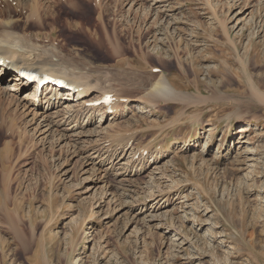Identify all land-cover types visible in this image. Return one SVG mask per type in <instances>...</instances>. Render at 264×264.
<instances>
[{"label": "rangeland", "instance_id": "374dc122", "mask_svg": "<svg viewBox=\"0 0 264 264\" xmlns=\"http://www.w3.org/2000/svg\"><path fill=\"white\" fill-rule=\"evenodd\" d=\"M121 1L0 0L48 62L129 101L90 124L57 122L76 93L1 103L0 264H264V0ZM160 76L185 100L151 106Z\"/></svg>", "mask_w": 264, "mask_h": 264}, {"label": "bare ground", "instance_id": "6f19581e", "mask_svg": "<svg viewBox=\"0 0 264 264\" xmlns=\"http://www.w3.org/2000/svg\"><path fill=\"white\" fill-rule=\"evenodd\" d=\"M121 2H124V1H121ZM97 4H98V2H97ZM37 8H38V6H37ZM144 15H146V14H144ZM14 26H16V25L14 23L12 25V21L11 20H1L0 21V105H1V103H2V105L3 104L5 105V103H6L9 106L11 104H15L16 105V103H19L18 101H20V100L18 99V96L20 95L21 92H23V91L26 90L25 87H21V88L17 87L18 85H22L21 84V80L19 79L20 78L19 77L20 69H32V70H35V71H37L39 73H45L47 75H50V76H52L54 78L63 79L64 81L67 82V85L69 87V89H65V91L63 92V94L65 96H63V94L61 92L62 91L61 88H56V87H53V86H49L45 97H43L42 103H40V99L41 98H38V96H35V94H36V88H35L34 89V93L35 94L34 93H30L31 96H29L27 98H24L25 100L30 101L31 102V105L33 107H38L39 104L42 105L43 103H44V105H47V107H51V106H54V105L58 104V102L60 100H62V98H71L72 97L71 100H73L74 93L72 91H76L75 104L74 105H71V106L68 104V106H64L63 107L64 108L63 110H61V109L59 110L60 111V114H61V115L59 114V116H61V119H60V121H57L58 124L61 121H63V122L70 121V123H73V122L74 123H77L78 120H80L81 118H86L87 119L86 120V123L87 124H90L92 122V120H93V117L96 116V115H94L96 112H99L101 114V116H104L105 117V114H107V111L108 110L111 111V115H110L111 116V119L110 120H114L115 118H118L121 115L117 111L118 110L117 106L120 104L119 102H121L122 104L124 103L125 104V108H127L126 107L127 106L126 105V102L128 101V99L126 97H124L122 95L120 96L121 93H119V95H118V92H116V91H114L112 89H109V88L107 89L106 88L107 89L106 90L105 89V86L99 88L98 86H101V84H100V82L98 80H96V78H94L96 80V82L95 83L94 82L91 83L88 80H85V78L83 76L77 77L76 74H75L76 75L75 76L74 73L71 72V70L73 68L70 70V72H68V71H66L63 68H57V66L60 67L59 64L57 65L56 63L54 64L53 62L52 63L48 62L49 61L48 60V55H50L49 52H48V50L44 49L43 50V55H40V53L42 52V50H39V49L33 47L32 45H30V42L28 44L27 43L28 40L26 41V39L24 37H21V35L15 33L16 32V31L14 32L15 29L13 30V27ZM149 30L151 31L150 27L143 29L142 32H140L138 34V37L139 38H142V37H148L149 38V37H151V33L149 32ZM29 41H31V40H29ZM109 43H110V41H109ZM100 45L101 44H99V46ZM100 49H101V47H100ZM129 51L133 52L131 49ZM124 52H126V47L124 48ZM36 55L44 56V59L42 57V62L39 63V64H36V62L33 63L34 61L32 59H34L33 57H36ZM53 55H55V54H53ZM57 55H59V54H57ZM38 60H40V58ZM30 61H32V62H30ZM60 61H63V60L60 59ZM63 64L61 66H63ZM73 67H75V66L73 65ZM78 69L81 70L80 68H78ZM9 72L14 73L11 76V80L13 79L12 81H14L16 83L14 85V87H12L11 89L10 88H6L4 86V82L6 80H5V78L3 76L6 75ZM89 72H91V71H89ZM58 74H60L61 76H57ZM160 74H161V72L159 71V75ZM81 75H83V73H81ZM98 79H100V78H98ZM90 81H93V79L90 80ZM101 81H102V79H101ZM94 88L97 89V91H99V93H98L99 95H97L93 99L91 98L92 100H90V99L89 100H85L86 98H88L90 96V94L88 92H91L92 90H94ZM138 89L139 88H136L135 89L136 93H138ZM106 94H110V95L112 94L111 95L112 96V99L110 100V105L109 106L102 105V108H96V107H89L88 106V104L91 105V104H93V102L101 100ZM148 94H149L148 99H149V101H151V102H148V103L151 104V106H154V104L152 103L153 101H155V102H157V101L167 102V101H178V100L183 101V100H185V97H184V94L185 93L183 94V92H177L170 85V83L167 80L164 79L163 76H160L159 77V80L157 81V83L152 84L151 87L148 88ZM58 96H60V97H58ZM125 108H124V110H125ZM1 110H3V109L1 108ZM149 111H151V108L149 110L144 111V112H149ZM121 112H122V110H121ZM127 112H128V110H127ZM3 114H4V112H3ZM47 118L48 117L45 116L44 117V120H46ZM47 123L50 126L51 125L52 126L53 125L56 126V124H57V123H54V122L53 123L52 122H49V120L47 121ZM46 126H47V124H46ZM243 129H244V127L241 128V130H243ZM209 138L204 141V143H203V145L201 147V151L200 152H202L203 150L207 151L210 148V143H209V140L210 139ZM113 140H114V138H113ZM107 149H109V148H107ZM96 152H98V151L95 150L94 153L96 154ZM134 154H136V153H134ZM164 156L165 155L163 153H160V155L158 157H164ZM111 157L113 158V155ZM93 158H97V157H93ZM131 158H133V156Z\"/></svg>", "mask_w": 264, "mask_h": 264}]
</instances>
